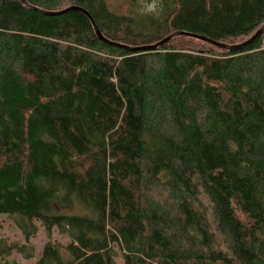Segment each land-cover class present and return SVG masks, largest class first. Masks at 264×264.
Segmentation results:
<instances>
[{"label":"trees","instance_id":"1","mask_svg":"<svg viewBox=\"0 0 264 264\" xmlns=\"http://www.w3.org/2000/svg\"><path fill=\"white\" fill-rule=\"evenodd\" d=\"M24 1L0 0V215L68 238L36 264H264V0Z\"/></svg>","mask_w":264,"mask_h":264},{"label":"rangeland","instance_id":"2","mask_svg":"<svg viewBox=\"0 0 264 264\" xmlns=\"http://www.w3.org/2000/svg\"><path fill=\"white\" fill-rule=\"evenodd\" d=\"M156 0H137L138 7H140L143 11H150L153 9ZM107 3L110 4L114 8L122 7L126 2L125 0H107ZM50 241L53 244H58L64 246L68 238L65 235H62L57 232V230H53L50 238L47 237L45 231L40 226L38 227V231L35 235L31 236L26 242L23 237L20 235L18 230L16 229L13 221L10 218L0 215V241H4L5 243H17L18 245H22L26 243L27 252H31L32 256L28 259H24L23 255L20 253L13 251L12 256L17 259L19 262L23 264H36V261L40 255L43 245ZM117 264H121L120 256H116Z\"/></svg>","mask_w":264,"mask_h":264},{"label":"water","instance_id":"3","mask_svg":"<svg viewBox=\"0 0 264 264\" xmlns=\"http://www.w3.org/2000/svg\"><path fill=\"white\" fill-rule=\"evenodd\" d=\"M22 3H24L25 5L26 2L24 0H21ZM30 9H33V10H36L38 12H41V13H44V14H52V15H57V14H60V13H63L65 11H68V10H78L82 13H84L85 15H87V17L90 19L92 25H93V28H94V31L96 33V35L100 38V39H104L101 35V33L99 32V30L97 29L96 25L94 24L93 20L91 19V17L89 16V14L82 8H79V7H76V6H72V7H67L66 9H63L61 11H58V12H47V11H44V10H40V9H37L35 7H31V6H28ZM264 28V24L263 26L252 36L250 37L245 43H249L251 42L254 38H256L259 33L263 30ZM176 35H189V36H195V37H198L196 35H193V34H189V33H185V32H182V31H178V32H173L171 33L170 35H168L167 37H165L164 39L160 40L159 42L153 44V45H149V46H144V47H140L138 49L140 50H154L156 49L158 46H161L163 45L164 43H166L167 41H169L173 36H176ZM203 40H206L205 38H202V37H199ZM207 42L215 45V46H218V47H225V45L223 44H219V43H216V42H212V41H209V40H206ZM132 50H137V49H132Z\"/></svg>","mask_w":264,"mask_h":264}]
</instances>
